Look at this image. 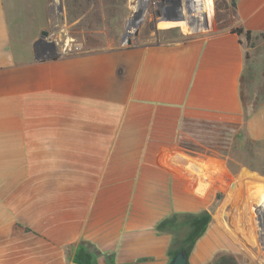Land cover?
Instances as JSON below:
<instances>
[{
	"label": "crops",
	"instance_id": "crops-1",
	"mask_svg": "<svg viewBox=\"0 0 264 264\" xmlns=\"http://www.w3.org/2000/svg\"><path fill=\"white\" fill-rule=\"evenodd\" d=\"M187 5L202 31L210 1ZM235 15L251 47L222 30L46 57L51 0H0V264H77L78 248L96 264H170L179 251L241 264L216 199L232 172L208 151L236 133L264 144V0H235ZM246 68L261 103L245 117Z\"/></svg>",
	"mask_w": 264,
	"mask_h": 264
},
{
	"label": "rangeland",
	"instance_id": "rangeland-1",
	"mask_svg": "<svg viewBox=\"0 0 264 264\" xmlns=\"http://www.w3.org/2000/svg\"><path fill=\"white\" fill-rule=\"evenodd\" d=\"M209 1V12L200 21L204 28L193 32L188 18L194 16L188 15L186 0H51L50 24L37 49L43 56L59 57L74 55L69 51L74 46L116 48L184 42L230 28L233 0ZM62 7L65 16H58ZM195 13L201 19V14ZM261 58L256 65L263 66L260 82L264 85V53ZM226 138L208 151L211 157L225 158L232 172L225 190L218 192L224 226L240 245L241 264H264V144L254 145L238 133ZM231 184L235 187L229 191Z\"/></svg>",
	"mask_w": 264,
	"mask_h": 264
},
{
	"label": "trees",
	"instance_id": "trees-1",
	"mask_svg": "<svg viewBox=\"0 0 264 264\" xmlns=\"http://www.w3.org/2000/svg\"><path fill=\"white\" fill-rule=\"evenodd\" d=\"M231 11H232V18L235 21V0L231 2ZM227 16H230V14L227 13ZM170 31H178V29H171ZM225 31H228L230 34L236 35L237 37L242 38L244 45L248 48L252 46V37L250 32L244 30L241 26H234L233 25L226 29ZM252 71L248 68L244 70V73L240 79V99L242 102V106L244 109V116L246 117L248 114V109L250 108V111H253L258 107L261 103V101L256 98H250L249 92L252 90V83H253V77H252ZM262 96H264V85L262 86L260 90ZM250 106V107H249ZM254 145H259V143H254ZM216 199L219 201L221 199V195L217 193ZM200 218V217H198ZM195 218L192 222V233H194V238H197L199 233L201 232V222L199 223V219ZM185 252V251H184ZM186 253V252H185ZM97 253H87L84 248H78L75 252H72L71 250L68 252V257H72V261L77 264H96V257Z\"/></svg>",
	"mask_w": 264,
	"mask_h": 264
},
{
	"label": "water",
	"instance_id": "water-1",
	"mask_svg": "<svg viewBox=\"0 0 264 264\" xmlns=\"http://www.w3.org/2000/svg\"><path fill=\"white\" fill-rule=\"evenodd\" d=\"M42 37L46 36V33L45 32H42L41 34ZM130 40L128 39L127 40V45L129 46L130 45ZM234 184H231L230 187H229V191H232L234 189ZM187 260H186V257L184 255V253L182 251H179L175 256L174 258L172 259V261L170 262V264H186Z\"/></svg>",
	"mask_w": 264,
	"mask_h": 264
},
{
	"label": "built area",
	"instance_id": "built-area-1",
	"mask_svg": "<svg viewBox=\"0 0 264 264\" xmlns=\"http://www.w3.org/2000/svg\"><path fill=\"white\" fill-rule=\"evenodd\" d=\"M80 50H81L80 46H74V47L70 48L69 51L73 52L75 54H78L80 52Z\"/></svg>",
	"mask_w": 264,
	"mask_h": 264
},
{
	"label": "flooded vegetation",
	"instance_id": "flooded-vegetation-1",
	"mask_svg": "<svg viewBox=\"0 0 264 264\" xmlns=\"http://www.w3.org/2000/svg\"><path fill=\"white\" fill-rule=\"evenodd\" d=\"M186 2H187V0H186ZM186 7L188 8L187 3H186ZM60 11H61V14H63V7L60 9Z\"/></svg>",
	"mask_w": 264,
	"mask_h": 264
}]
</instances>
